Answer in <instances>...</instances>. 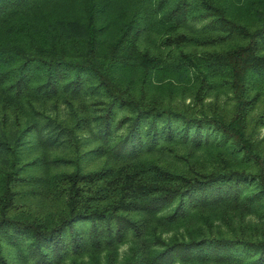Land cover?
<instances>
[{
	"label": "trees",
	"instance_id": "trees-1",
	"mask_svg": "<svg viewBox=\"0 0 264 264\" xmlns=\"http://www.w3.org/2000/svg\"><path fill=\"white\" fill-rule=\"evenodd\" d=\"M262 128L264 0H0V264H264Z\"/></svg>",
	"mask_w": 264,
	"mask_h": 264
},
{
	"label": "rangeland",
	"instance_id": "rangeland-1",
	"mask_svg": "<svg viewBox=\"0 0 264 264\" xmlns=\"http://www.w3.org/2000/svg\"><path fill=\"white\" fill-rule=\"evenodd\" d=\"M190 102H191V99H188V100L186 101L187 104H189ZM58 112H59V115L63 117L64 113H63V107H62V106L58 108ZM260 135H261V136H260L261 138H264V128H262V130H261V132H260ZM97 167H98L97 164H93V165H92V168H97ZM122 251H123V252L127 251V248L124 247V248L122 249Z\"/></svg>",
	"mask_w": 264,
	"mask_h": 264
}]
</instances>
